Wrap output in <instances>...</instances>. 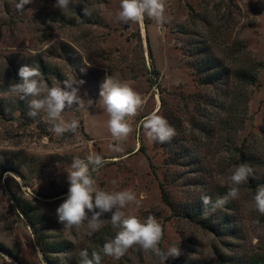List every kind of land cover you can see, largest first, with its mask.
<instances>
[{
	"label": "rangeland",
	"instance_id": "374dc122",
	"mask_svg": "<svg viewBox=\"0 0 264 264\" xmlns=\"http://www.w3.org/2000/svg\"><path fill=\"white\" fill-rule=\"evenodd\" d=\"M17 2L0 0V156L15 159L23 178L8 172L0 179V264H80L84 249L89 257L101 254V264H161L139 246L120 260L105 256L103 245L119 231L108 222L110 213L90 237L86 222L70 231L58 223L67 170L74 157L90 152L106 161L93 173L97 186L142 197L141 207L130 205L126 214L141 221L154 216L164 230L160 247H180L182 254L165 264L264 257V216L254 209L249 186L252 177L264 180V0H165L162 25L148 17L143 25L119 21L120 0H76L67 14L53 7L55 0H33L23 11ZM22 66L39 67L49 86L83 81L79 94L92 106L63 114L79 121L78 134L56 136L42 114L28 116L30 96L7 95L10 85L22 83L16 80ZM241 70L257 84L238 83ZM213 74L218 81L211 83ZM106 76L128 82L144 100L129 119L133 131L120 144L123 152L110 147L117 142L99 103ZM157 109L176 130L163 144L150 141L141 123ZM243 155L254 175L238 198L204 217L213 228L204 227L193 209L204 207L202 195L213 201L226 195ZM224 220L230 224L222 230Z\"/></svg>",
	"mask_w": 264,
	"mask_h": 264
},
{
	"label": "clouds",
	"instance_id": "9594fccd",
	"mask_svg": "<svg viewBox=\"0 0 264 264\" xmlns=\"http://www.w3.org/2000/svg\"><path fill=\"white\" fill-rule=\"evenodd\" d=\"M33 0H18L15 7L17 11H23L26 5ZM76 0H55L54 8L67 14L70 6ZM166 4L165 0H120V11L118 20L127 24L137 23L143 25L145 17L151 18L157 24H164ZM85 14H89L87 11ZM41 49L39 51H43ZM38 54L37 51L32 52ZM18 75L22 83H13L8 87L7 95L18 97L20 100L31 97L29 100L28 116L43 118L51 125L50 130L58 137L71 132L78 134L79 121L64 119L66 109L76 111H88L92 106L91 99L85 101L80 93L79 85L83 81L74 78L63 80L61 83H53L49 86L44 74L39 67L22 66ZM100 101L104 111L108 115L107 128L111 137L117 142L115 146L110 145L113 151L123 152L120 144L126 141L132 133L133 128L129 119L135 117L144 105L142 95L137 92L128 82L106 76L100 85ZM159 109L153 111L141 122L145 135L150 141L161 144L170 142L176 135V130L169 124L167 119L158 114ZM106 161L101 155L90 152L86 158L74 157L70 169H68L69 188L67 197L55 210L57 221L65 230L80 229L85 226V234L92 236L105 225L104 214L110 213V222L113 228L119 229L115 238L103 245V254L120 260L130 248L139 246L145 253H151L159 258L161 264L169 257H179L181 249L172 245L167 251L161 247L164 230L161 223L152 215L141 221L135 215H128L124 211L130 205L141 207L142 197L138 198L136 193L129 189L119 191H105L97 186L93 173L104 166ZM254 175V169L248 163H240L235 166L229 176L230 186L226 195L217 197L215 201L208 195H202L201 201L204 205L203 215L207 216L210 211L225 206L229 199H236L240 194V186L248 182ZM208 205H211L209 210ZM253 207L264 216V186L258 187L253 197ZM257 242V241H254ZM80 264H101V254L92 252L91 257L86 249L79 253Z\"/></svg>",
	"mask_w": 264,
	"mask_h": 264
},
{
	"label": "trees",
	"instance_id": "16d2710c",
	"mask_svg": "<svg viewBox=\"0 0 264 264\" xmlns=\"http://www.w3.org/2000/svg\"><path fill=\"white\" fill-rule=\"evenodd\" d=\"M235 77H236V81L238 83H240V84L241 83L242 84H250V85H256L257 84V77L255 75H253L252 73L247 72L245 70L237 71L236 74H235ZM19 79H21V78L18 77L16 80L19 81ZM211 79H212L211 83H214V82L218 81L217 77H215V75L212 76ZM242 158H243L242 159L243 163H248L249 165L251 164V162L248 160V157L243 155ZM17 163L15 162V159H13V160H10L9 158H5L4 159V158H2L0 156V179L3 178V176L6 173H8V172H14V173L18 174L20 176V178L21 177L23 178V176L20 173L19 168L16 165ZM251 181L252 182L249 183L250 189L255 190V192L258 189V187L264 185V180L263 179L260 180V178L259 179H255V177H252ZM211 207H212L211 205H208L209 210L211 209ZM23 212H24V214L28 215V212H26L25 210H23ZM203 212H204V207H199L197 209H195V208L193 209V213H195L196 216L200 217V219L201 218L203 219V221H201V220H199V221L202 223V225L204 227L209 228V229L213 228V226H212V222H213L212 218H208V219L204 218L205 215H203ZM189 217L192 218L193 220H197L195 217H192V215L190 213H189ZM204 219H206L207 221L205 222ZM229 224H230V220H226L225 222H223V224L221 226L222 230H225ZM30 225L34 228V230H36L35 228L37 226V223H35V222L30 220ZM225 233L227 235L228 234L232 235L230 230L226 231ZM36 234H37V231H36ZM54 249L58 250V247H54ZM239 264H264V257H258V258H255V257L253 258L252 257L249 260L243 261V263L241 262Z\"/></svg>",
	"mask_w": 264,
	"mask_h": 264
}]
</instances>
